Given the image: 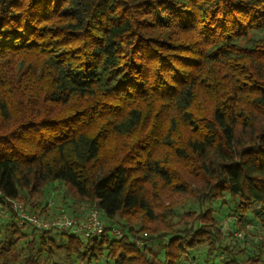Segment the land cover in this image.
I'll return each instance as SVG.
<instances>
[{
    "label": "trees",
    "instance_id": "1",
    "mask_svg": "<svg viewBox=\"0 0 264 264\" xmlns=\"http://www.w3.org/2000/svg\"><path fill=\"white\" fill-rule=\"evenodd\" d=\"M56 183L103 234L0 264H264V0H0V207Z\"/></svg>",
    "mask_w": 264,
    "mask_h": 264
},
{
    "label": "built area",
    "instance_id": "2",
    "mask_svg": "<svg viewBox=\"0 0 264 264\" xmlns=\"http://www.w3.org/2000/svg\"><path fill=\"white\" fill-rule=\"evenodd\" d=\"M13 214L19 225H30L39 230L68 231L72 234H81L84 238L99 237L104 232V223L99 211L91 207L81 219H73L64 212L53 215H38L29 212L23 205L16 201L7 200L0 207V222ZM112 236L119 237L120 231L113 229ZM146 236V235H144Z\"/></svg>",
    "mask_w": 264,
    "mask_h": 264
},
{
    "label": "rangeland",
    "instance_id": "3",
    "mask_svg": "<svg viewBox=\"0 0 264 264\" xmlns=\"http://www.w3.org/2000/svg\"><path fill=\"white\" fill-rule=\"evenodd\" d=\"M64 194H66L64 188L57 183L56 185L53 186L52 190L48 189L45 192L44 198L46 199L44 200L46 205L42 208V210L44 211L43 212L44 215H53V214H58L60 212H64L67 216L73 219L83 218L87 210L90 209L91 207L89 206L84 207V205L73 204L68 197L63 198ZM42 199L43 198H41L40 200ZM70 234L72 233L70 232Z\"/></svg>",
    "mask_w": 264,
    "mask_h": 264
}]
</instances>
